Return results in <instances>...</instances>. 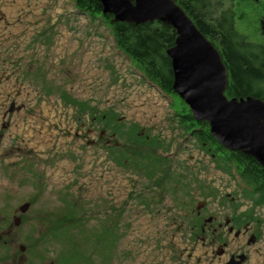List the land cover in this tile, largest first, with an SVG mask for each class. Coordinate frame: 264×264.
Instances as JSON below:
<instances>
[{
	"label": "rangeland",
	"instance_id": "obj_1",
	"mask_svg": "<svg viewBox=\"0 0 264 264\" xmlns=\"http://www.w3.org/2000/svg\"><path fill=\"white\" fill-rule=\"evenodd\" d=\"M247 1L203 0L204 13L234 7L236 30L264 42V1ZM0 19L3 103L23 106L0 109V219L30 203L12 224L34 264H220L224 235L212 232L242 210L264 240V205L235 163L202 148L181 120L188 105L143 76L103 18L73 0H0ZM202 201L201 222L215 218L206 233L194 227Z\"/></svg>",
	"mask_w": 264,
	"mask_h": 264
},
{
	"label": "water",
	"instance_id": "obj_2",
	"mask_svg": "<svg viewBox=\"0 0 264 264\" xmlns=\"http://www.w3.org/2000/svg\"><path fill=\"white\" fill-rule=\"evenodd\" d=\"M100 2L103 13L113 15L115 22L139 26L159 21L176 31L175 44L166 51L174 74V92L188 105L196 121L209 124L211 134L223 148L250 156L264 168V100L252 95L228 97L230 75L220 49L178 1ZM261 29L264 32V21ZM205 205L204 201L198 203L197 210ZM29 207L30 203H25L21 211Z\"/></svg>",
	"mask_w": 264,
	"mask_h": 264
},
{
	"label": "trees",
	"instance_id": "obj_3",
	"mask_svg": "<svg viewBox=\"0 0 264 264\" xmlns=\"http://www.w3.org/2000/svg\"><path fill=\"white\" fill-rule=\"evenodd\" d=\"M73 1L81 12L104 19L113 32L117 47L138 65L146 79L158 85L164 92L176 94L173 90L171 59L166 54L167 49L175 44L176 31L172 27L159 21L139 26L115 22L113 15L103 13L100 0ZM177 1L198 28L220 49L232 78L226 91L228 97L252 95L264 100V47L249 42L245 35L236 31L232 13L228 15L224 12L218 17L209 18L204 13L203 0ZM187 118L188 128L202 148L224 158L227 166L235 163L241 179L251 187L249 196L256 205H264V168L250 156L223 148L211 134L207 122L196 121L192 114L181 117V120L187 123ZM116 128L123 133L121 124ZM127 135L131 141L150 143L148 137L134 136L133 132H128Z\"/></svg>",
	"mask_w": 264,
	"mask_h": 264
},
{
	"label": "flooded vegetation",
	"instance_id": "obj_4",
	"mask_svg": "<svg viewBox=\"0 0 264 264\" xmlns=\"http://www.w3.org/2000/svg\"><path fill=\"white\" fill-rule=\"evenodd\" d=\"M253 1H257L259 3L261 2V0H248L247 2L253 3ZM232 11L235 14L234 7H232ZM233 19L236 20L235 16ZM260 20L261 23L264 21V12H262V18ZM261 32L264 34L262 29ZM248 41L264 47V42H253L249 39ZM12 76V74H5L4 78L6 82H9L12 79ZM231 80L232 78L230 76L228 86L231 85ZM2 82L3 79L0 78V109L4 108L3 117L6 119L7 117L11 116L12 113L16 111V109H22L23 106H17L12 94H8L6 97L8 101L3 103V94L5 93H3L1 89L3 86ZM7 102L10 104L9 107H6ZM113 123L114 125L116 124L114 121ZM7 127H9V122L5 121L3 123V128ZM114 131L118 133L117 130ZM115 135L116 133L113 134V136ZM252 201L255 204L253 199ZM205 206L201 210H196L198 222H196L194 225V227L198 228L203 233L208 232L211 228L207 226H212L211 224H214L215 222L214 217L204 218V221L201 222L204 216ZM21 207L20 212L22 215L17 214V207L14 206L10 215L4 217L2 222L0 219V264H34L35 260L41 261L39 258L35 259L36 254L34 255L33 248H29L24 244H21L19 247L17 246V233L14 230L12 221L14 220V225H19L22 219H24V215L27 216L28 213V210L25 212L21 211ZM210 218L212 219L211 221L209 220ZM17 219L20 220L19 224H17ZM261 223L262 220L260 218H255L244 210L238 211L236 214H233L230 217H226L224 223H218L219 228H214L212 233L213 235H216V233L219 232L223 233L224 235L223 246L217 251L218 255L221 256L220 264H229L230 262L232 264H252L253 261L254 264H264V240L262 226H260ZM231 236H233L232 240L230 239ZM43 260L44 258L42 261Z\"/></svg>",
	"mask_w": 264,
	"mask_h": 264
},
{
	"label": "bare ground",
	"instance_id": "obj_5",
	"mask_svg": "<svg viewBox=\"0 0 264 264\" xmlns=\"http://www.w3.org/2000/svg\"><path fill=\"white\" fill-rule=\"evenodd\" d=\"M32 134H33V137H34V139H35L36 142L41 143V142L47 140V137H46V133L45 132H39L38 130L35 129V131Z\"/></svg>",
	"mask_w": 264,
	"mask_h": 264
}]
</instances>
